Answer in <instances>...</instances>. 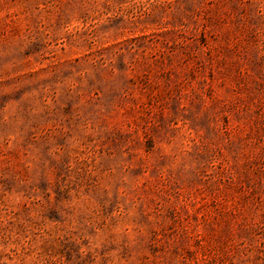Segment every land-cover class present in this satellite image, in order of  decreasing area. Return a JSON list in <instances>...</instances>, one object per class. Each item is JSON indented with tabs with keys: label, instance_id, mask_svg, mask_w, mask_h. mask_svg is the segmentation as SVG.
Instances as JSON below:
<instances>
[{
	"label": "rangeland",
	"instance_id": "obj_1",
	"mask_svg": "<svg viewBox=\"0 0 264 264\" xmlns=\"http://www.w3.org/2000/svg\"><path fill=\"white\" fill-rule=\"evenodd\" d=\"M0 264H264V0H0Z\"/></svg>",
	"mask_w": 264,
	"mask_h": 264
}]
</instances>
